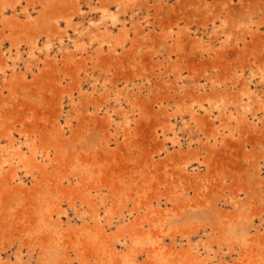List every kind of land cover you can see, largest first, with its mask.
I'll use <instances>...</instances> for the list:
<instances>
[{
    "label": "bare ground",
    "instance_id": "6f19581e",
    "mask_svg": "<svg viewBox=\"0 0 264 264\" xmlns=\"http://www.w3.org/2000/svg\"><path fill=\"white\" fill-rule=\"evenodd\" d=\"M0 264H264V0H0Z\"/></svg>",
    "mask_w": 264,
    "mask_h": 264
}]
</instances>
